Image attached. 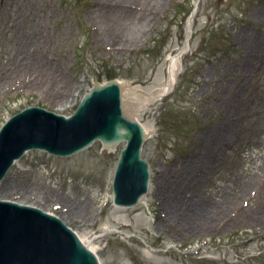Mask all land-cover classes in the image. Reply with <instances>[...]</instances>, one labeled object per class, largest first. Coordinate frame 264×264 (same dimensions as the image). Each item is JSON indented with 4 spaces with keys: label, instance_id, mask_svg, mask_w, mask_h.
Returning a JSON list of instances; mask_svg holds the SVG:
<instances>
[{
    "label": "rangeland",
    "instance_id": "obj_1",
    "mask_svg": "<svg viewBox=\"0 0 264 264\" xmlns=\"http://www.w3.org/2000/svg\"><path fill=\"white\" fill-rule=\"evenodd\" d=\"M113 1L0 0V76L34 42L29 53L43 51L52 75L46 82L25 70L16 86L0 84V129L31 106L71 116L111 78L129 83L137 101L163 85L197 0H154L127 45L104 32ZM192 28L173 90L136 116L149 130L142 153L151 171L139 206L113 203L123 143L65 158L29 152L0 183V198L65 219L95 239L101 264H264V0H200Z\"/></svg>",
    "mask_w": 264,
    "mask_h": 264
},
{
    "label": "water",
    "instance_id": "obj_2",
    "mask_svg": "<svg viewBox=\"0 0 264 264\" xmlns=\"http://www.w3.org/2000/svg\"><path fill=\"white\" fill-rule=\"evenodd\" d=\"M145 138L144 127L125 108L120 83H97L69 118L32 107L6 122L0 130V182L29 150L69 157L100 141L104 149L125 142L113 182L114 203L115 207H135L149 188V163L142 158ZM0 264L100 262L60 218L0 199Z\"/></svg>",
    "mask_w": 264,
    "mask_h": 264
},
{
    "label": "bare ground",
    "instance_id": "obj_3",
    "mask_svg": "<svg viewBox=\"0 0 264 264\" xmlns=\"http://www.w3.org/2000/svg\"><path fill=\"white\" fill-rule=\"evenodd\" d=\"M108 1V0H107ZM134 0H114L112 5H115V7L110 8L109 10L106 11L104 15V23L106 26H104V32L106 34V38H109V43H117L118 45H127V44H132L133 42L135 43L137 41L136 35L134 31H137L139 27L141 26L142 22V17L144 13L146 12L147 9H149L152 6V3L154 0H140L144 1L146 4V7L143 9H128L132 5ZM138 1V0H135ZM117 2V3H115ZM120 2V7L118 6V3ZM121 3H128L129 5H123ZM124 34V38H123ZM131 36V38L129 37ZM29 44H25V46L21 49V54L16 58L14 57L12 60L9 62H14L12 65L16 67L12 70V73L10 74L9 72L3 73L0 77V84L5 85L8 84L7 81H14L13 86H16L15 83L18 79L23 78L22 73L26 70L28 73L29 71L34 72L35 74L33 76H37L38 79H42L46 82H51V74L48 73V67H49V62H46V56L44 55L43 51H39L37 53H29L32 47L37 46L36 43L34 42V46H31ZM39 49V48H38ZM25 50V54L23 55ZM37 50V49H36ZM40 50V49H39ZM181 58H182V53L177 54L176 56H171L168 58V68H167V73L168 77L166 80H163V85L157 89L152 91L148 96H146L144 99L139 100L137 97L135 98H130V95L136 94L135 89L131 87V85L127 82L119 81L120 85L122 86L123 89V100L126 107V100L130 104V114L131 116H136L140 112L144 110V108H148L152 105H155L157 102L161 101L165 96H167L174 88L178 75L180 73V63H181ZM8 62V63H9ZM36 66L42 67L44 69L42 70H37ZM37 71V72H36ZM50 74V75H49ZM32 76V75H30ZM27 75L25 74L24 78H26ZM3 81V83H1ZM36 86V84H34ZM51 84L50 88L49 87H44L48 93L51 90ZM37 87H40V85L37 84ZM69 96L62 97L58 100V103L63 104L66 101H68ZM126 99V100H125ZM137 101V102H136ZM147 132L149 130L145 127ZM25 195V194H24ZM30 197H36L41 201H46L45 197H41L37 194H31L29 195ZM69 209L67 210L66 216L69 217ZM206 212L205 215L209 214V216H213L214 212L212 209L204 211ZM204 215V216H205ZM194 216V218L197 217L195 215H190ZM205 217H203L204 219ZM60 219L65 223V219ZM200 219V220H203ZM65 220V221H64ZM189 219L186 218L185 216L181 217V221L183 224L186 223ZM81 239V238H80ZM95 239L88 238V240H83L84 245L88 249H90L92 252L95 253V249L93 247L91 248L90 244L94 242ZM90 242V244H89Z\"/></svg>",
    "mask_w": 264,
    "mask_h": 264
}]
</instances>
